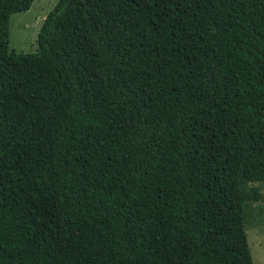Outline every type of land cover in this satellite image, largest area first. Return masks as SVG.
<instances>
[{
    "label": "trees",
    "instance_id": "trees-1",
    "mask_svg": "<svg viewBox=\"0 0 264 264\" xmlns=\"http://www.w3.org/2000/svg\"><path fill=\"white\" fill-rule=\"evenodd\" d=\"M0 0V264H254L264 0H59L10 53Z\"/></svg>",
    "mask_w": 264,
    "mask_h": 264
},
{
    "label": "rangeland",
    "instance_id": "rangeland-1",
    "mask_svg": "<svg viewBox=\"0 0 264 264\" xmlns=\"http://www.w3.org/2000/svg\"><path fill=\"white\" fill-rule=\"evenodd\" d=\"M59 0H35L28 12L13 14L10 19V53H34L38 47V36L44 20L55 8ZM253 186L260 188L264 199V182H254ZM260 202H247L244 209V218L248 242L254 264L264 261L259 251L264 254V242L255 243L252 236L251 212L260 209L256 206ZM264 211V207L261 208ZM253 214V213H252ZM250 236V237H249Z\"/></svg>",
    "mask_w": 264,
    "mask_h": 264
},
{
    "label": "crops",
    "instance_id": "crops-1",
    "mask_svg": "<svg viewBox=\"0 0 264 264\" xmlns=\"http://www.w3.org/2000/svg\"><path fill=\"white\" fill-rule=\"evenodd\" d=\"M261 201H263L261 204L256 205V206H260L257 207L260 209H256L253 212H251V216H250L251 224H253V229L251 232H252V236L253 235L255 236L254 240L255 243H257V246L259 242H264V211L263 212L261 211V208L264 207V199ZM259 253L261 254V256H264V254L261 253L260 251ZM260 264H264V261L260 262Z\"/></svg>",
    "mask_w": 264,
    "mask_h": 264
}]
</instances>
